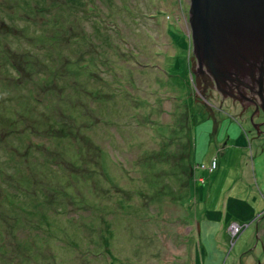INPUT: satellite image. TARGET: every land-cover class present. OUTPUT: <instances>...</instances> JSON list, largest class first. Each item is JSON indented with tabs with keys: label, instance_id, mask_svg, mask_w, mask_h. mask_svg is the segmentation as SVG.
Masks as SVG:
<instances>
[{
	"label": "rangeland",
	"instance_id": "obj_1",
	"mask_svg": "<svg viewBox=\"0 0 264 264\" xmlns=\"http://www.w3.org/2000/svg\"><path fill=\"white\" fill-rule=\"evenodd\" d=\"M66 1L32 0V24L0 0V41L27 25L22 47L9 40L32 77L40 22L70 33L50 49L67 48L52 95L35 91L48 101L10 100L0 81V264H264V148L244 135L248 106L196 79L189 1Z\"/></svg>",
	"mask_w": 264,
	"mask_h": 264
},
{
	"label": "water",
	"instance_id": "obj_2",
	"mask_svg": "<svg viewBox=\"0 0 264 264\" xmlns=\"http://www.w3.org/2000/svg\"><path fill=\"white\" fill-rule=\"evenodd\" d=\"M188 1L196 79L240 104L260 106L264 102V0ZM198 89L204 96L203 88Z\"/></svg>",
	"mask_w": 264,
	"mask_h": 264
},
{
	"label": "trees",
	"instance_id": "obj_3",
	"mask_svg": "<svg viewBox=\"0 0 264 264\" xmlns=\"http://www.w3.org/2000/svg\"><path fill=\"white\" fill-rule=\"evenodd\" d=\"M33 1L36 2L37 6H40V5H42L43 3L46 2V0H33ZM16 2H18V4L15 6L14 11L10 14V17H11L12 20H16V19L25 20V21H28V22L34 24L35 21L33 19L35 17H39L41 19H42V17L45 18V15L43 14L44 11H42L40 9L39 10L36 9L34 13H31L33 15V19H31V18L28 19V16L30 15L29 12H19L21 10H24L25 7H28V5L31 4L32 0H16ZM66 2H69L73 6H75L76 10L79 9L78 10L79 12L85 11L88 8L87 0H67ZM58 4H63V3H53L51 6H53V8L56 9V8L59 7ZM65 4H67V5H65ZM68 5H70V4L64 3L62 5L64 11L67 8H69V10H70V8H72L71 6L69 7ZM45 6L49 7V4L46 2L43 6H40V7H45ZM83 6H84V8H82ZM50 9H52V8H50ZM60 10L54 12L53 9H52L51 12L49 11V14L50 15L54 14V15L57 16V13ZM86 12H87L86 15H88V17H90L91 13L88 12V11H86ZM75 13H76V11H75ZM78 13H76L75 16H72L73 19H79L80 20L82 15L78 14ZM46 18H48L47 19L48 21L50 20L49 19L50 17H46ZM67 22L68 21H64V23H67ZM40 24H41V31H40L39 35L43 36L41 38V42L40 43L43 45L42 47H44V50L42 52L43 53V57L39 56L36 59H38L40 61V63H41L43 68L41 69L35 63H33V67L35 69L33 77L26 73L28 70L30 72V69H33L32 65L31 64H27L26 63V57H24V58H22L23 61H24V66H23V68L20 66V64H19V60L20 59H19V57H16L21 52L19 50L20 47H18V48L14 47L13 48L12 45L10 44V40H9L11 37H13L14 39H16L18 41L19 46L22 47L21 40L22 39H26V38H19V37H16V36L24 37L25 36L24 35L25 34L24 30H26V32H28L27 31V25H21L20 29L22 31H19V33L14 34L16 36L9 35V37L7 38V40L4 43H2L3 38H1V41H0V65L3 64L2 68L0 69V81L3 82L5 87L8 84V86L11 88V90L16 93L14 95V97L10 98V100L22 98L23 100L21 101V103L24 104V103L27 102V103H29L30 106H31V104H34V103H32V101L35 102L37 104V106H38L37 102H39L40 100L43 101V102L48 101V100L43 99V98L38 99V98L35 97V91H36L38 85L40 84V82H42V80H45L46 84L40 85V89L47 90L49 95H52L53 90H55V87L57 85L56 84L57 80L53 77V75H54V73H53L54 66H53L52 62H54L57 65L58 61H59L58 58L59 59L60 58H64V51L67 48L64 49L62 54H59L55 50L53 52H51L50 49L52 48L53 43L58 42L60 37L61 38L70 37V33L67 31V29H65L64 25L58 26L55 30L52 31L53 25L49 26L47 22L43 23L42 21L40 22ZM12 25H13V21H12ZM15 25H17V24H15ZM67 26H68V28H72L73 27L72 23L67 24ZM15 27L17 28V26H15ZM74 27H76V26H74ZM93 27H94V25H93ZM5 30L9 33L8 29H5ZM97 31H98V29H97ZM3 33H5V32H3ZM25 37H27V36H25ZM29 38L32 39L31 37H29ZM6 42H8L9 46L12 47L10 52L7 49ZM32 44H33V42H32ZM65 46L66 45H64V46L62 45V47H65ZM65 58H66V55H65ZM69 62H71V60L64 61L61 64L64 65V64L69 63ZM18 67L22 68L23 72L21 70H19ZM7 76H9L10 78H7ZM12 76H14L15 79H12ZM28 82H29V84H27ZM29 89H31L30 92L28 91ZM198 93H199V90H198ZM49 102H50V100H49ZM169 119H171V117ZM47 124H48V126H52V124H50L49 122ZM142 153H146V152H142ZM188 155H189V149H187V156ZM158 161H160V160H158ZM163 162H168V161H163ZM145 167L146 166H144V169H141V170L145 171ZM149 170H150V168L148 169V171ZM163 188H164V186H163ZM182 191H183V189H182ZM143 193L148 195L149 192H143ZM160 197L161 196L157 197V199L158 198L160 199ZM162 199H164V198H162ZM238 201L240 202L241 207H243L244 203L242 202V200L238 199ZM158 202H159V200H158ZM161 203L163 204L164 200H162L160 202V205H161ZM165 207L166 206L161 207V208L160 207L159 208H154L153 207L149 211V216L154 218L158 222V219L160 218V215L162 214V211L165 209ZM231 208H232V206H231ZM135 224H136L137 227L143 228L142 225H144L146 223H144L143 219H141L139 221H136ZM188 225L190 227L189 229L193 228L190 222L188 223ZM230 226H232V223L229 224V232H230V235L233 236L234 235L232 233L233 232V228H231ZM187 231H185V233ZM181 248H180V250H181ZM99 256H101V255H99Z\"/></svg>",
	"mask_w": 264,
	"mask_h": 264
},
{
	"label": "flooded vegetation",
	"instance_id": "obj_4",
	"mask_svg": "<svg viewBox=\"0 0 264 264\" xmlns=\"http://www.w3.org/2000/svg\"><path fill=\"white\" fill-rule=\"evenodd\" d=\"M198 90L199 92L201 91L200 89ZM217 96H218L217 104H219L220 99H219L218 93H217ZM230 103H234V102H230ZM255 103H259V102H255ZM223 105L224 103L221 104V106ZM234 105H237L238 107H240L238 102H235ZM262 105H264V102H261L260 106L249 105L247 107L251 112L254 113L253 115L254 118L252 120H248V123L243 126V130H244V135L247 136V140L249 141V143L256 141L264 148V107L262 108L261 107ZM219 108L220 110L223 111V108L221 107Z\"/></svg>",
	"mask_w": 264,
	"mask_h": 264
},
{
	"label": "bare ground",
	"instance_id": "obj_5",
	"mask_svg": "<svg viewBox=\"0 0 264 264\" xmlns=\"http://www.w3.org/2000/svg\"><path fill=\"white\" fill-rule=\"evenodd\" d=\"M187 19H189V12L186 11V16H185ZM184 22V20H183ZM183 22L181 24H183ZM180 22H178V25H181ZM188 25L190 26V23H188ZM211 115V114H210ZM117 140V139H116Z\"/></svg>",
	"mask_w": 264,
	"mask_h": 264
}]
</instances>
